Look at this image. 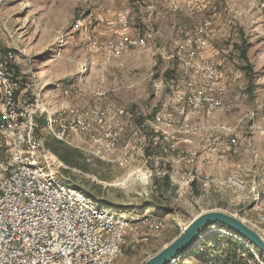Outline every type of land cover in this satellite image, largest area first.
I'll list each match as a JSON object with an SVG mask.
<instances>
[{"label": "rangeland", "instance_id": "1", "mask_svg": "<svg viewBox=\"0 0 264 264\" xmlns=\"http://www.w3.org/2000/svg\"><path fill=\"white\" fill-rule=\"evenodd\" d=\"M207 1L195 2L218 6L209 49L210 58L223 63L221 76L212 83L198 80L191 67L170 57L180 36L173 23L192 28L208 14L206 9L175 12L161 6L158 15L150 16L141 0H0V51H14L24 97H37L51 112L66 116L72 108L90 120L105 112L102 124L64 138L57 136L58 125L52 129L39 116L37 135L62 162L61 173L111 210L164 223L149 242L125 248L115 264H142L208 210L222 209L264 228V210L255 208L247 176L245 190L235 184L240 178L236 156L246 163L252 155L253 164L264 160V9L259 0ZM123 7L131 10L133 32L166 36L154 35L145 47L110 55L108 42L119 35L114 25L122 30L117 19ZM174 84L187 91L209 88L225 106L182 109L173 98ZM162 111L181 122L186 118L194 130L184 132L178 123L165 126L168 139L159 137L157 144L143 137L146 121ZM163 146L174 149L165 152ZM157 165L177 178L189 173L196 178L166 190L156 186L157 176L149 175ZM219 233L237 235L214 224L172 264H205L219 245H228Z\"/></svg>", "mask_w": 264, "mask_h": 264}, {"label": "built area", "instance_id": "2", "mask_svg": "<svg viewBox=\"0 0 264 264\" xmlns=\"http://www.w3.org/2000/svg\"><path fill=\"white\" fill-rule=\"evenodd\" d=\"M155 1L141 0L147 5ZM195 1L190 11L206 9L208 14L192 28L173 23V29L180 35L173 56L182 57L198 80L212 83L221 76L223 63L201 55L216 36L218 6ZM259 1L264 9V0ZM164 2L177 6V0ZM130 15L129 7H123L118 13L117 22L122 32L108 42L112 56L145 47L154 36L151 32L145 35L133 32ZM14 58V51H0V264H115L125 248L149 242L162 231L164 223L152 216L141 218L125 209L111 210L105 202L70 184L60 171L62 162L37 135V117H43L52 129L58 125L57 136L64 138L70 131L87 132L92 124H102L106 120L105 112L95 113L90 120L86 114L72 108L67 117L61 110L51 112L37 97L28 101L23 95V76ZM171 88L173 98L182 109L225 106L209 88L187 91L180 84ZM178 123L184 132L194 130L186 118L181 122L172 113L162 111L146 121L147 128L142 135L157 144L159 137L168 139L170 132L165 126ZM162 149L169 152L174 147L163 146ZM149 175L158 178L168 175L172 184L183 179L193 182L196 178L192 173L177 178L158 165ZM235 184L242 190L247 186L242 178H236ZM249 186L255 208L264 210L261 207L264 183L252 181ZM141 223L144 225L139 228ZM257 230L264 237V228ZM236 237L252 251L258 263L264 264L259 249L247 239Z\"/></svg>", "mask_w": 264, "mask_h": 264}, {"label": "water", "instance_id": "3", "mask_svg": "<svg viewBox=\"0 0 264 264\" xmlns=\"http://www.w3.org/2000/svg\"><path fill=\"white\" fill-rule=\"evenodd\" d=\"M214 224L232 229L235 234L247 239L264 255V237L239 216L222 209L200 213L181 232L155 255L142 264H172L178 257L193 249L201 240L204 232Z\"/></svg>", "mask_w": 264, "mask_h": 264}, {"label": "crops", "instance_id": "4", "mask_svg": "<svg viewBox=\"0 0 264 264\" xmlns=\"http://www.w3.org/2000/svg\"><path fill=\"white\" fill-rule=\"evenodd\" d=\"M193 1H195V0H177V6L174 7L172 5L166 4L164 2V0H156L152 5H148L145 8H146L147 11H150V16L153 15V14L158 15L159 12H160V7L161 6L164 9H169L170 11H175L176 12L178 10H184V11L187 12L188 10L190 11V6H191V3H193ZM150 18L151 17H149L147 19V17H145L144 19L147 21V20H150ZM114 26L116 28L114 31H116L117 33L120 34L122 32V30H119L117 28V25H114ZM153 34L155 35V37L153 36L154 38H156L158 35H163L162 32H155ZM142 35H144V34H142ZM164 35H165V33H164ZM173 54L174 53H171L170 57H174ZM201 56L206 57V58H210V56H212V53L210 52V49L208 48L207 50H205L202 53ZM174 58L182 60L183 63H185L182 57L175 56ZM211 89H213V88H211ZM237 149L238 148L236 147V152H237ZM251 157L253 158L254 156L253 155L250 156V158H248V163H246V161H242V159L239 156H236V172H237L236 175L239 176L240 178H242L243 180H244V176H247L245 178L247 179V182L249 184H251L252 181H258L259 183L260 182L264 183V160L262 161V159H260L259 164L258 163L253 164L252 160H251ZM254 162H256V161H254ZM219 176L222 177L223 175H219ZM261 205H263V204L261 203ZM209 258H210V255H209L208 260L206 261L205 264H208L207 262H209Z\"/></svg>", "mask_w": 264, "mask_h": 264}, {"label": "trees", "instance_id": "5", "mask_svg": "<svg viewBox=\"0 0 264 264\" xmlns=\"http://www.w3.org/2000/svg\"><path fill=\"white\" fill-rule=\"evenodd\" d=\"M40 121L42 120L38 116L37 122ZM53 148L54 151L61 156V158L67 161L65 155L61 151H59L57 147H53ZM160 180L163 182V184H161ZM155 183L156 186L160 185V187H163L166 190L167 189L169 190V188L172 186L170 177L168 175L163 178H159L158 180H156ZM218 237H223V235L219 233ZM223 241L228 244L227 247H223L219 245L215 249V253L213 255H210L209 262H207L208 264H258L252 251L243 243V241H241L237 237L235 238L234 236L226 235L223 237ZM240 253H244L246 257L240 255ZM261 258L264 259V255L261 254ZM249 260H251L252 262H249Z\"/></svg>", "mask_w": 264, "mask_h": 264}]
</instances>
